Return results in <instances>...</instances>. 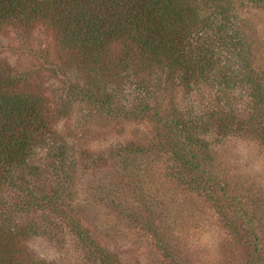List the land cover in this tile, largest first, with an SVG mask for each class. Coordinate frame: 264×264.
I'll use <instances>...</instances> for the list:
<instances>
[{
	"label": "trees",
	"instance_id": "1",
	"mask_svg": "<svg viewBox=\"0 0 264 264\" xmlns=\"http://www.w3.org/2000/svg\"><path fill=\"white\" fill-rule=\"evenodd\" d=\"M253 7L264 10V0H0V33L37 26L53 33L61 66L51 70L62 85L61 106L51 111L28 75L0 67V264H58L31 256L24 240L44 234L62 242L64 227L88 260L121 264L73 213L79 162L54 116L70 107L82 114L70 117L76 130L93 114L151 123L148 142L117 146L121 156L165 152L178 181L216 197L232 239L248 245L252 264H264V214L256 223L240 198L247 186L215 169L227 137L264 146V72L240 16ZM174 89L180 103L168 99ZM256 200L264 211V199ZM146 222L163 247L156 223ZM165 247L170 264L182 263Z\"/></svg>",
	"mask_w": 264,
	"mask_h": 264
},
{
	"label": "rangeland",
	"instance_id": "2",
	"mask_svg": "<svg viewBox=\"0 0 264 264\" xmlns=\"http://www.w3.org/2000/svg\"><path fill=\"white\" fill-rule=\"evenodd\" d=\"M240 16L255 48L254 57L264 72V10L246 8ZM58 54L53 33L43 26L23 31L8 28L0 33V67L28 75V83L47 99L51 111L61 106L55 92L62 85L58 73L51 70L52 65L61 66ZM180 94L175 89L170 91L169 101L176 98L180 103ZM236 105L245 107V99L239 97ZM69 111L54 115L55 129L75 147L79 163L73 174L77 192L73 213L97 244L121 264H170L172 256H166L165 245L181 260L180 264H252L248 245L234 241L225 227L229 212L221 210L216 197L209 201L195 189L185 188L175 176L179 167L172 173L175 164L167 161L165 152L154 149L149 155L128 158L118 152L122 144H146L151 123L93 114L82 122L83 129L76 130L73 120L82 114L77 107ZM194 112L199 111L194 107ZM216 154V173L229 182L247 186V195L241 196V201L252 219L257 216L260 221L256 223L262 225L264 211H256V199H264V146L249 137L230 136L217 144ZM214 194L212 191L210 197ZM17 217L22 222L27 219L21 214ZM146 221L156 223L164 236L163 247H157L156 236ZM260 230H264L263 225L258 227ZM64 231L62 242H52L47 235L39 234L24 240V245L31 256L47 262L100 264L81 252L71 228L64 227Z\"/></svg>",
	"mask_w": 264,
	"mask_h": 264
}]
</instances>
